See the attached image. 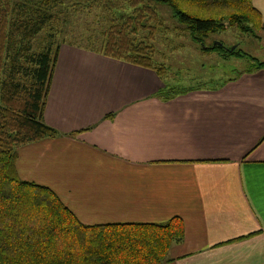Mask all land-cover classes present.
<instances>
[{"label": "crops", "instance_id": "obj_1", "mask_svg": "<svg viewBox=\"0 0 264 264\" xmlns=\"http://www.w3.org/2000/svg\"><path fill=\"white\" fill-rule=\"evenodd\" d=\"M264 25V0H251ZM151 70L60 45L43 122L18 177L83 224L182 220L161 264H264V69L154 96Z\"/></svg>", "mask_w": 264, "mask_h": 264}, {"label": "trees", "instance_id": "obj_2", "mask_svg": "<svg viewBox=\"0 0 264 264\" xmlns=\"http://www.w3.org/2000/svg\"><path fill=\"white\" fill-rule=\"evenodd\" d=\"M65 3L99 9L105 27L93 35L105 37L101 46L66 40L55 43L52 52L29 53L35 35L60 23ZM154 6L167 8L178 28L202 50L221 55L245 52L222 43L203 46L205 38L227 28L247 35L252 29L264 31L251 0H15L12 6L1 0L0 264H160L170 246L182 240L183 224L177 216L161 223L83 224L54 192L20 179L15 169L21 146L58 135L43 122L42 113L60 45L160 74L161 66L151 57L158 25ZM61 35L65 39L64 32ZM249 60V67L217 84L208 80L195 87L158 88L154 96L168 100L195 89H214L242 73L264 69L263 63Z\"/></svg>", "mask_w": 264, "mask_h": 264}, {"label": "rangeland", "instance_id": "obj_3", "mask_svg": "<svg viewBox=\"0 0 264 264\" xmlns=\"http://www.w3.org/2000/svg\"><path fill=\"white\" fill-rule=\"evenodd\" d=\"M8 1L11 6L15 2V0ZM153 10L158 25L154 39L151 41L154 48L151 57L154 63L162 68L158 76L155 74L158 86L162 90L173 86L195 87L204 85L208 80L217 84L223 79L233 77L236 71L249 67L252 63L250 57L264 64V31L252 29L251 32L254 33L247 35L235 28H227L205 38L203 46L212 48L213 45L222 43L226 48L233 50L237 47L246 53L243 56L221 55L219 51H204L200 45L191 41L188 34L178 28L170 18L169 11L164 6H154ZM62 11L63 15H59L60 23L53 25L52 29L49 27L48 30L39 32L32 38L29 43V53L36 55L47 50L52 52L55 43L66 40L101 46L100 42L105 37L102 39L101 36L93 35L105 27L103 21H100L99 9L88 10L83 7V3L77 5L65 3ZM63 32L65 39L61 35ZM49 34L52 36L49 37ZM165 261H167L166 256L163 262Z\"/></svg>", "mask_w": 264, "mask_h": 264}]
</instances>
